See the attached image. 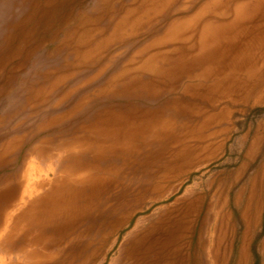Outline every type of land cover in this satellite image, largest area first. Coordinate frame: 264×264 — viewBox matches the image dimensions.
<instances>
[{"label": "rangeland", "instance_id": "1", "mask_svg": "<svg viewBox=\"0 0 264 264\" xmlns=\"http://www.w3.org/2000/svg\"><path fill=\"white\" fill-rule=\"evenodd\" d=\"M255 3L0 0V202L30 165L49 180L70 157L102 166L33 264H264ZM212 20L226 25L206 51ZM128 123L144 133L112 152ZM10 244L0 264L25 259Z\"/></svg>", "mask_w": 264, "mask_h": 264}, {"label": "bare ground", "instance_id": "2", "mask_svg": "<svg viewBox=\"0 0 264 264\" xmlns=\"http://www.w3.org/2000/svg\"><path fill=\"white\" fill-rule=\"evenodd\" d=\"M261 1L256 0L254 7H258ZM225 25L224 20L207 21L200 36L201 48L206 51H209L208 48L214 49L215 41L220 37L219 33ZM208 39L214 41L211 46L207 43ZM113 131L119 136V139L112 141L109 149L117 154H125L133 149L136 137L144 133L143 129L141 132H136L129 123L114 128ZM104 140L103 138L98 140L101 149ZM83 147L79 146L80 149ZM53 150L46 146L45 151L38 148L33 153L38 158L45 154L50 155ZM72 152L73 150L70 151V153ZM73 157L75 158V156ZM68 159H70V163L66 167L60 171L53 170L55 176L51 180L48 178L49 174L40 172L38 167L28 166L26 173L17 179V186L10 189V193L2 199V203L0 202V249L7 250L10 243L15 239H20V251L25 259L16 264H33L35 261L45 259L43 250L57 236L64 219L75 212L76 198H79L87 185L86 183L92 179L91 171L94 170L93 175H95L99 172V167H102L99 158L96 161H75L71 160V157ZM96 168L98 169L96 170ZM56 171L57 173H55ZM37 175H39L38 178H36ZM2 261L4 263L3 259Z\"/></svg>", "mask_w": 264, "mask_h": 264}]
</instances>
